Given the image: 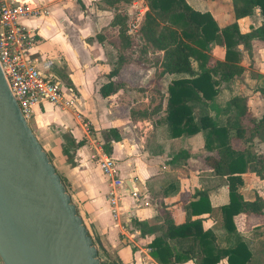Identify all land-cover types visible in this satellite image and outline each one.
<instances>
[{
  "label": "crops",
  "instance_id": "obj_1",
  "mask_svg": "<svg viewBox=\"0 0 264 264\" xmlns=\"http://www.w3.org/2000/svg\"><path fill=\"white\" fill-rule=\"evenodd\" d=\"M47 13L42 16H21L19 21L37 28L38 41L34 50L51 56V70L56 77L76 95V109L51 102L35 105L29 126L59 174L76 212L100 245L103 264H197L200 255L194 253L195 241L189 240V257L179 261L162 262L158 255H148L141 247L165 230L167 220L173 223L185 219L183 203L194 198L196 190L206 193L209 204L217 207L227 201V179L225 175L212 173L204 161L209 152L203 147L205 130L188 135L171 136L164 118L166 88L170 80L186 76L182 72L163 71L162 50L157 64H125L110 75L112 66L108 58L109 32L117 26L109 23L116 10L128 16L130 1L108 3L103 0H36ZM193 7L210 12L218 26L234 20L231 0H187ZM118 2L126 7L119 11ZM146 3V1L144 0ZM261 19L258 11L238 18L241 31L256 26ZM101 34V36H100ZM116 37V36H115ZM250 52L238 44L240 58L236 64L241 71L227 81H221L215 95L205 102L189 101L194 119L207 114L216 124H224L237 115L243 104L247 115L258 119L264 113V43L252 40ZM224 48L212 45L208 54L213 59L223 58ZM191 71H198L194 58L190 60ZM107 80L117 87L108 96L101 95L99 87ZM233 99L238 102L236 106ZM79 114V115H77ZM241 123L245 115H239ZM89 122L91 133L102 144L106 142L108 152L115 160L116 171L131 186L153 202L138 205L128 195L123 199L127 211L114 220L109 210L107 178L90 157L86 146L88 138L82 121ZM109 128H114L110 131ZM233 146L240 139H231ZM250 148L264 153V141L254 137ZM241 182L237 190L243 199L250 200L255 191L264 200V178L250 171L239 173ZM201 217L203 227L213 233L211 242L218 248H226L242 240L249 250L246 264H264V211L233 215L235 232H228L220 220L217 210L190 215ZM132 219L138 220V225ZM119 222L127 224L135 242L123 233ZM175 247V237H165ZM137 244V245H136ZM132 246V248H131ZM139 249H138V247ZM0 264H3L0 259ZM215 264H227L221 256Z\"/></svg>",
  "mask_w": 264,
  "mask_h": 264
},
{
  "label": "trees",
  "instance_id": "obj_2",
  "mask_svg": "<svg viewBox=\"0 0 264 264\" xmlns=\"http://www.w3.org/2000/svg\"><path fill=\"white\" fill-rule=\"evenodd\" d=\"M108 3L120 0H103ZM129 1V0H123ZM147 10L140 25L144 39L152 46L161 49V65L166 72H182L186 76L176 77L169 81L166 88L164 118L171 136L188 135L205 130L203 147L209 153L204 155L205 163L212 173L225 175L227 179V201L217 207L209 204L205 191L196 190L194 198L184 202L185 219L178 223L167 220L162 234L155 235L149 242L152 255H158L162 262L179 261L189 257V240L196 243L194 253L200 255L197 264H215L221 256L226 257L227 264H246L249 250L242 240L233 242L226 248H218L212 244L213 233L209 227H203L201 217L190 218L203 212L217 210L225 230L235 232L233 215L243 213H262L264 200L255 191L250 200L243 199L237 190L241 182L240 172L250 171L258 178H264V153H256L250 145L254 137L264 141V113L255 119L246 114L243 104L237 108V115L230 117L224 124H216L207 114H200L194 119L189 101L205 102L217 91L221 81L236 76L242 67L236 62L240 58L238 44L241 43L250 52L252 40L264 43V0H231L234 20L218 26L209 11L193 7L187 0H146ZM258 11L261 19L256 26L241 31L238 18ZM126 16L115 12L109 23L117 26L118 34H126ZM158 23L167 27L168 36L157 30ZM224 48L222 59H213L208 54L212 45ZM194 58L198 71H191L190 60ZM118 65L110 71L117 73ZM117 87L116 82L107 80L101 84V95L108 96ZM264 92V87L257 88ZM236 106L238 102L233 99ZM239 115H245L241 123ZM113 131L114 128H109ZM240 139L238 146H233L231 139ZM105 151L109 148L103 144ZM62 180V179H61ZM138 225V220L132 219ZM89 232V231H88ZM90 234V232H89ZM175 237V247L165 240ZM100 264H103L100 245L94 241ZM132 248V246H131Z\"/></svg>",
  "mask_w": 264,
  "mask_h": 264
},
{
  "label": "water",
  "instance_id": "obj_3",
  "mask_svg": "<svg viewBox=\"0 0 264 264\" xmlns=\"http://www.w3.org/2000/svg\"><path fill=\"white\" fill-rule=\"evenodd\" d=\"M0 259L3 264H100L87 227L1 69Z\"/></svg>",
  "mask_w": 264,
  "mask_h": 264
},
{
  "label": "built area",
  "instance_id": "obj_4",
  "mask_svg": "<svg viewBox=\"0 0 264 264\" xmlns=\"http://www.w3.org/2000/svg\"><path fill=\"white\" fill-rule=\"evenodd\" d=\"M131 3L134 5V15L128 21L126 31L133 35L140 32V20L148 7L144 0H132ZM46 13L47 8L36 0H0V69L26 120L33 107L42 102L68 106L74 112L77 111L74 91L63 84L51 70V56L33 49L39 36L37 28L19 21L21 16L38 17ZM82 124L88 136L86 146L90 149V157L107 178L105 196L112 218L118 221L121 213L127 211L124 195H128L138 205L151 204L153 199L150 196L133 187H127L125 180L117 174L114 158L91 133L89 122L84 120ZM119 224L123 233L130 237L129 242L133 244L135 240L128 231L127 224ZM141 248L148 255L150 246Z\"/></svg>",
  "mask_w": 264,
  "mask_h": 264
},
{
  "label": "rangeland",
  "instance_id": "obj_5",
  "mask_svg": "<svg viewBox=\"0 0 264 264\" xmlns=\"http://www.w3.org/2000/svg\"><path fill=\"white\" fill-rule=\"evenodd\" d=\"M114 7L118 8L121 12L125 9L126 6L123 3L118 2V4L114 5ZM131 8V11H129L128 9V16L125 20L126 29L128 21L130 20V18H133L134 15V5L132 3ZM111 12L113 14V12L117 11L112 10ZM144 18L145 12L140 20V25L143 23ZM157 30L164 32V34L168 36L167 27L162 23H158ZM108 38L110 39L108 43H106V46L109 54L105 62L107 64H110L112 67L118 64L120 66L123 62L125 64L132 65H141L143 63L145 64L146 62H153L154 64H157L160 59V50L152 46L144 39L141 30L140 32H136L133 35H130L128 33L126 35L123 33L118 34V30L116 29V32H109ZM27 122L32 123L31 117L27 118Z\"/></svg>",
  "mask_w": 264,
  "mask_h": 264
}]
</instances>
